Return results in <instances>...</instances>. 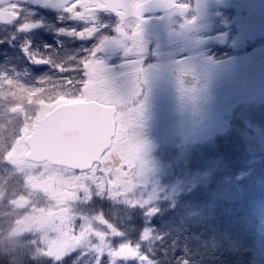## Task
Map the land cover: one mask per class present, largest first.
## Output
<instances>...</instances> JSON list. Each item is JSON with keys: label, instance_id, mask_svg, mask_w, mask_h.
Here are the masks:
<instances>
[{"label": "trees", "instance_id": "obj_1", "mask_svg": "<svg viewBox=\"0 0 264 264\" xmlns=\"http://www.w3.org/2000/svg\"><path fill=\"white\" fill-rule=\"evenodd\" d=\"M22 67L3 59L0 62V164L5 169L0 167V264H58V259L49 258L51 256L45 253L52 235L50 230L35 228L26 234L12 235L14 204L4 200L7 194L20 189L23 184V174L10 161L15 151H8L9 143L5 134L2 136L6 129L1 128L13 121L4 111L5 106L21 101L15 94L12 80H30L25 77ZM34 71L35 76L48 75L41 66ZM37 79L30 80L33 84L36 81L33 88H37V97L45 95L49 98L50 95L53 98L50 88L57 83L47 84ZM62 82L64 80L59 83ZM245 103L249 108L248 116L252 117L258 103ZM245 115L246 112L242 114L238 107L224 116L220 131L210 132L208 143L178 146L176 154L181 153L184 167L181 163L174 164V172L163 174L159 183L161 188L166 184V188L177 179L181 187L175 191L158 189L149 203L139 207L126 204L122 199L92 198L89 203L73 205L68 213L65 212L66 216L71 220L78 218L75 230L79 233L81 218L95 222L92 217L95 215L91 214L103 213L105 227L102 232L107 231L108 225L125 231L130 228L129 242H134L144 229L151 230L160 239L144 241L143 247L154 248L155 264H264L263 222L258 214L264 205V139L254 140L247 136L246 125L239 123ZM260 115H263L259 124L262 129H257L264 133V113ZM251 135L255 137L253 133ZM11 167L14 169L10 170ZM185 171L199 174L198 182H191ZM150 209L158 211L149 215ZM91 259L86 256L79 264H91ZM77 260L74 252L59 264H77ZM128 264H137V261Z\"/></svg>", "mask_w": 264, "mask_h": 264}, {"label": "rangeland", "instance_id": "obj_2", "mask_svg": "<svg viewBox=\"0 0 264 264\" xmlns=\"http://www.w3.org/2000/svg\"><path fill=\"white\" fill-rule=\"evenodd\" d=\"M96 67V65L94 68L91 66L88 71L83 96L89 95L96 88ZM131 72V74L124 75L132 76L130 83L122 79L120 82L121 86L131 84L132 91L135 81L134 67L131 68ZM140 75L142 79L139 89L147 87L149 92L146 97V106L142 105L139 115L147 121L142 123V126L135 125L130 130L141 145L140 160L142 162L140 174L135 181L134 199L149 203L153 199V193L158 189L170 188L169 191L173 192L181 187L177 179L166 188H164L166 184L162 188L159 186L160 177L164 176L163 174L174 172L176 169L174 164L181 163L184 167L183 162L185 161L181 159V153L176 154L178 146L204 141L208 143L210 132L220 131L225 122L224 116H228L238 107L241 108L242 114L246 112V117L242 118L243 122L239 123L246 125L247 136L254 140L258 137L264 139V133L258 130L262 129L259 124L263 121V115L260 113H264V53L252 54L240 60H228L218 65L199 61L192 63L190 75L187 76H190V79L196 78V82L190 81L189 83L183 80L180 83L174 81L167 84L158 79L162 75L158 68L147 72L142 71ZM117 76L121 75L114 73L107 75L104 78L107 85L113 82V77ZM34 77L39 78L37 79L39 82L46 81L47 84L57 82V84L50 88L53 98H47L45 95L37 97V88H33L36 81L33 84L30 80L21 78L12 80L15 94L19 95L21 101L5 106L4 111L10 118H13V121L10 125H1V128L6 129L2 132V136L5 134L4 137L9 143L8 151H15L10 161L23 174V184L20 189L12 190L13 193L10 191L12 194H7L4 200L8 204H14L12 210H15V217L12 222V235L26 234L35 228L50 230L52 235L45 247V253L59 259L75 243L76 236H80L81 242L86 239L81 232L78 233L76 230L73 232L69 228L71 218L66 216L68 210H71L72 206L78 202L89 203L92 198L106 200L110 198L111 190L110 185H105L103 189L99 188L97 182L91 179L92 175L100 176L99 172L92 173L90 170L84 174H75L63 168L47 164L33 165L24 161L23 155L26 153V148L23 139L30 127L57 104L70 103L75 100L78 85L82 82V78L75 72H67L63 77L65 87L58 84L61 79L54 74ZM245 101L258 103L254 110L255 115L252 117L248 116L249 108L247 109ZM0 167L5 170L2 163ZM13 169L14 167L10 168V170ZM185 174L189 179L191 178L193 183H197L200 179L199 174H188L186 171ZM82 175L86 179L79 183L73 181V177L78 178ZM4 184L5 182H2V185ZM1 193L0 196H2ZM258 214L262 219L264 231V205H261ZM91 215H95L92 216L95 222L85 218H81L79 222L80 226L84 225L88 229L87 237L92 236L93 232H102L105 227L103 213H92Z\"/></svg>", "mask_w": 264, "mask_h": 264}, {"label": "flooded vegetation", "instance_id": "obj_3", "mask_svg": "<svg viewBox=\"0 0 264 264\" xmlns=\"http://www.w3.org/2000/svg\"><path fill=\"white\" fill-rule=\"evenodd\" d=\"M147 1L0 0V62L23 66L30 80L39 66L61 80L75 72L82 78L77 100L83 96L89 69L101 61L104 78L121 75L106 86L127 99L131 84L122 87L120 81L130 83L132 76L124 75L133 67L145 72L158 68V79L167 84L190 83L197 81L187 76L192 63L218 65L264 53V19L251 9L254 0H159L160 7L143 9L138 21L129 5ZM95 77L98 80L97 73ZM59 85L65 87L64 82ZM148 92L147 87L139 89L131 106H146ZM146 121L139 117L136 125Z\"/></svg>", "mask_w": 264, "mask_h": 264}, {"label": "snow or ice", "instance_id": "obj_4", "mask_svg": "<svg viewBox=\"0 0 264 264\" xmlns=\"http://www.w3.org/2000/svg\"><path fill=\"white\" fill-rule=\"evenodd\" d=\"M75 4V0H70ZM75 7L79 9V5ZM119 8L120 5H113ZM64 8V5H63ZM133 14L139 21L144 4L133 3ZM106 11V10H104ZM70 35V34H69ZM139 23L136 24V41L139 44ZM71 36V35H70ZM131 52L132 49H126ZM31 62V61H30ZM95 71L98 74L96 88L87 96L72 101L74 104L87 105L69 117V126L73 129L72 145L79 152L80 160L74 165L81 173L91 169L92 173L99 172L100 176L92 175L99 188L110 185L112 199H122L124 203L133 207L142 206L146 201L133 198L136 188V179L140 174L142 162L140 160L141 145L136 141L130 130L136 125L142 109L140 106H131V100L139 93V83L142 79V69L137 68L134 76V88L127 99L117 96L106 87L103 76L101 61L97 62ZM127 169V170H125ZM75 183L86 179L85 176L73 177ZM158 209H150L148 214H155ZM76 217L69 221V228L74 232ZM81 235L85 236L81 242L80 236L75 237V243L67 250L59 261L72 256L75 252L79 260L91 256V264H128L135 260L137 264H155L152 249L143 247L144 241L152 242L160 237L154 236L151 230L144 229L141 235L134 241L129 242L131 229L119 230L111 225L107 226L106 232H96L87 237L88 229L80 226ZM121 237H126L121 239ZM54 258V257H49Z\"/></svg>", "mask_w": 264, "mask_h": 264}, {"label": "water", "instance_id": "obj_5", "mask_svg": "<svg viewBox=\"0 0 264 264\" xmlns=\"http://www.w3.org/2000/svg\"><path fill=\"white\" fill-rule=\"evenodd\" d=\"M160 4L159 0H149L144 3V10H156ZM129 7L131 8L130 5ZM250 7L264 19V0H254ZM84 107L87 105L62 104L37 120L23 139L26 148L24 161L33 164L47 163L49 166L81 173L74 167L81 157L71 142L74 131L69 126V117Z\"/></svg>", "mask_w": 264, "mask_h": 264}]
</instances>
